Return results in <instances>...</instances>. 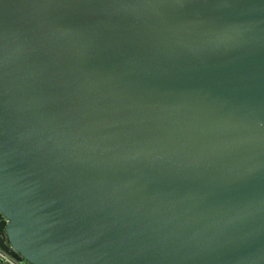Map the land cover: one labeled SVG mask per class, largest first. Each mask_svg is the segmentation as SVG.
Masks as SVG:
<instances>
[{"label": "water", "instance_id": "obj_1", "mask_svg": "<svg viewBox=\"0 0 264 264\" xmlns=\"http://www.w3.org/2000/svg\"><path fill=\"white\" fill-rule=\"evenodd\" d=\"M0 249L264 264V0H0Z\"/></svg>", "mask_w": 264, "mask_h": 264}, {"label": "built area", "instance_id": "obj_2", "mask_svg": "<svg viewBox=\"0 0 264 264\" xmlns=\"http://www.w3.org/2000/svg\"><path fill=\"white\" fill-rule=\"evenodd\" d=\"M0 260L7 264H27L26 262L22 261V263L16 262L13 258H11L7 253L0 249Z\"/></svg>", "mask_w": 264, "mask_h": 264}, {"label": "flooded vegetation", "instance_id": "obj_3", "mask_svg": "<svg viewBox=\"0 0 264 264\" xmlns=\"http://www.w3.org/2000/svg\"><path fill=\"white\" fill-rule=\"evenodd\" d=\"M3 251V250H2ZM19 263H22V261H20Z\"/></svg>", "mask_w": 264, "mask_h": 264}]
</instances>
